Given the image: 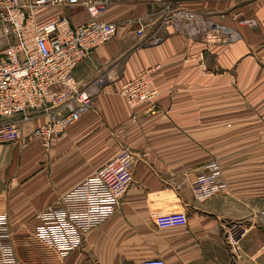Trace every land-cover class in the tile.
Listing matches in <instances>:
<instances>
[{"label":"crops","instance_id":"obj_1","mask_svg":"<svg viewBox=\"0 0 264 264\" xmlns=\"http://www.w3.org/2000/svg\"><path fill=\"white\" fill-rule=\"evenodd\" d=\"M157 5H143L150 13L137 16L141 7L120 3L99 17L116 23L117 33L73 73L80 89L96 94L49 149L38 142L0 144V215L17 234L31 233L40 211L121 150L133 158L131 185L79 249L60 260L35 239L15 238L19 263L264 264V163L254 159L256 150L264 152V0L250 3L243 15L215 14L213 24L230 34L225 44L207 43L202 32L183 27L160 28L152 11ZM56 14L73 26L90 20L82 6L50 9L39 18ZM137 18L146 36L160 42L146 46L135 36L130 22ZM147 69H154L151 86L159 93L151 113L146 104L129 108L116 94ZM46 119L33 117L22 136ZM212 162L221 165L226 189L196 201L191 184ZM233 224L241 230L235 256L226 237Z\"/></svg>","mask_w":264,"mask_h":264},{"label":"built area","instance_id":"obj_2","mask_svg":"<svg viewBox=\"0 0 264 264\" xmlns=\"http://www.w3.org/2000/svg\"><path fill=\"white\" fill-rule=\"evenodd\" d=\"M160 0H0V144L18 143L25 147L38 142L49 149L54 137L63 135L90 108L95 88L80 89L73 78L77 66L92 52L112 40L116 23L99 20L112 5H133ZM84 7L89 21L73 26L61 14L40 19L55 8ZM159 27L180 29L189 34L202 32L207 43L225 44L230 40L225 28L205 24L194 12L175 6L169 0L158 14ZM134 34L146 46L160 42L146 36L145 23L132 22ZM154 69L143 70L117 91L129 108L146 104L155 110L159 93L152 88ZM44 114L46 121L23 137L21 129L35 115ZM133 181V158L128 150L100 167L82 183L68 191L51 206L35 216L31 232L34 239L63 260L79 249L85 236L104 223L114 212ZM220 166L212 162L194 178L191 192L196 201H205L225 191ZM241 230L232 226L227 233L229 246L237 250ZM0 264H20L14 249V238L0 215ZM139 264H165L162 260H144Z\"/></svg>","mask_w":264,"mask_h":264},{"label":"rangeland","instance_id":"obj_3","mask_svg":"<svg viewBox=\"0 0 264 264\" xmlns=\"http://www.w3.org/2000/svg\"><path fill=\"white\" fill-rule=\"evenodd\" d=\"M168 1L169 0H160V2H155L154 4H158V5H157V7H154V9H152L153 13L156 12V14H159L161 12L163 6L166 3H168ZM253 1H255V0H174V4H175V6H178L182 9H185V10H188V8H186L187 6H191L192 10L189 9L188 11L194 12L195 14L199 15L203 21L205 20L204 23L208 25L209 23L206 21L212 22V19H214L215 14H217V16L221 13H224V14L233 13V15H235V14L236 15H239V14L243 15L244 14L243 11ZM143 5H145V4L137 5V6H139V7H136L137 9L140 7L142 8L140 10V13L137 14V16H144L145 14L150 13L148 6L145 7ZM214 8L216 9L215 11H214ZM238 19H242V17L237 18V20ZM116 94H117V92H116ZM36 116H38V115H35L34 117H36ZM121 151L119 152V154L121 153ZM255 153H257L259 155L258 157H254L255 161H257V163H261L259 161H262V163H264V152H262L261 150H259V151L256 150ZM119 154H117V155H119ZM218 165H219V163H218ZM219 166H220L221 171H222L221 165H219ZM222 178H223V173H222ZM255 202H256L255 204H258L259 201L256 200ZM238 223H240V224H237V225L240 226L241 228H243V226L245 225L244 220H242V221L239 220ZM230 226H232V225H230ZM17 232L18 231L11 229V233L13 235L14 241H15V238H16V242H18L19 238H26V239L31 240L32 243H34V241L32 240V239H34L32 233H25L26 230L23 231L25 234L24 233L23 234H17ZM229 248L231 250V254L233 256H235L236 255L235 252L237 250H233L231 247H229ZM22 256L23 255L20 253V251H18L19 260L20 259L22 260ZM20 264H22V263L20 262Z\"/></svg>","mask_w":264,"mask_h":264}]
</instances>
